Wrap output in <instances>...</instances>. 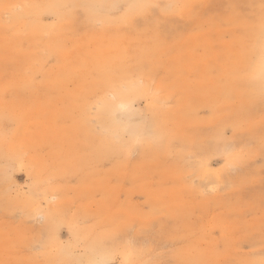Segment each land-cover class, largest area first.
Returning a JSON list of instances; mask_svg holds the SVG:
<instances>
[{"label":"rangeland","instance_id":"1","mask_svg":"<svg viewBox=\"0 0 264 264\" xmlns=\"http://www.w3.org/2000/svg\"><path fill=\"white\" fill-rule=\"evenodd\" d=\"M262 261L264 0H0V264Z\"/></svg>","mask_w":264,"mask_h":264},{"label":"snow or ice","instance_id":"2","mask_svg":"<svg viewBox=\"0 0 264 264\" xmlns=\"http://www.w3.org/2000/svg\"><path fill=\"white\" fill-rule=\"evenodd\" d=\"M262 264H264V261H262Z\"/></svg>","mask_w":264,"mask_h":264},{"label":"bare ground","instance_id":"3","mask_svg":"<svg viewBox=\"0 0 264 264\" xmlns=\"http://www.w3.org/2000/svg\"><path fill=\"white\" fill-rule=\"evenodd\" d=\"M42 217V216H41Z\"/></svg>","mask_w":264,"mask_h":264}]
</instances>
